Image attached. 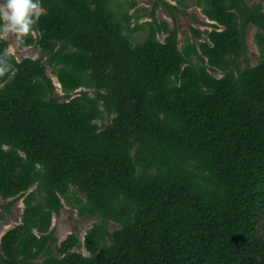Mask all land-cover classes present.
Instances as JSON below:
<instances>
[{
    "label": "trees",
    "instance_id": "trees-1",
    "mask_svg": "<svg viewBox=\"0 0 264 264\" xmlns=\"http://www.w3.org/2000/svg\"><path fill=\"white\" fill-rule=\"evenodd\" d=\"M40 2L21 36L39 57L0 36V195L25 204L0 264H264V0H195L215 23L183 48L166 21L134 43L113 0ZM250 23L262 57L242 67ZM63 199L101 217L88 254L75 233L54 247Z\"/></svg>",
    "mask_w": 264,
    "mask_h": 264
},
{
    "label": "rangeland",
    "instance_id": "rangeland-1",
    "mask_svg": "<svg viewBox=\"0 0 264 264\" xmlns=\"http://www.w3.org/2000/svg\"><path fill=\"white\" fill-rule=\"evenodd\" d=\"M186 4H181L178 0H113V7L118 11V14L127 16L125 19V33L130 39L136 43L144 40L148 34L155 28L157 37L164 41L167 33L159 28L165 21L168 22L170 27H177L178 29V45L183 48L189 40H196L200 42L203 37L195 39L192 27L199 28L201 30L213 28L215 21L209 19L202 8L196 4L195 0H185ZM263 0H243L248 5L257 4ZM44 10L41 6L36 13L37 17L40 12ZM260 28L250 23L246 32V51L245 54L240 57L241 66L245 67L247 61L252 65L257 64L262 57L260 47L257 42L256 32ZM35 35V30H32ZM9 41V50L18 59L23 57L37 58L42 54L41 47L38 44L25 46L21 44V36L15 34L4 35ZM47 56L45 57L46 60ZM194 60L197 61V57L194 56ZM48 66V74L53 78L55 83V95L61 100H66V92L63 90L57 76L54 74L52 68ZM221 75V72L216 73ZM82 90H89L91 93L94 88L80 87L75 92L78 93ZM101 121L98 120V123ZM32 187L31 189H34ZM83 197V195H81ZM8 200H4L0 195V245L2 236L10 229L19 224L22 220L25 204L23 197H20L17 201L8 205ZM62 207L59 212H55L52 218L51 231L53 235L58 239L54 247L59 246L61 242L67 238L71 233L77 234L81 241L80 244L74 248L84 254H88L84 239L86 233L98 222L101 217L96 215H81L78 208L64 199L62 200ZM107 227L110 231H113L119 227V223L110 220L107 223ZM258 231L261 236H264V217L258 224ZM2 253V249H0ZM55 253L58 252L55 250ZM46 254L40 255L37 258L39 261H43Z\"/></svg>",
    "mask_w": 264,
    "mask_h": 264
},
{
    "label": "clouds",
    "instance_id": "clouds-1",
    "mask_svg": "<svg viewBox=\"0 0 264 264\" xmlns=\"http://www.w3.org/2000/svg\"><path fill=\"white\" fill-rule=\"evenodd\" d=\"M40 7V0H0V36L28 34ZM3 52L8 54V49H3ZM11 67V64L0 61V73L10 71Z\"/></svg>",
    "mask_w": 264,
    "mask_h": 264
},
{
    "label": "flooded vegetation",
    "instance_id": "flooded-vegetation-1",
    "mask_svg": "<svg viewBox=\"0 0 264 264\" xmlns=\"http://www.w3.org/2000/svg\"><path fill=\"white\" fill-rule=\"evenodd\" d=\"M37 32L35 31V34H36Z\"/></svg>",
    "mask_w": 264,
    "mask_h": 264
}]
</instances>
